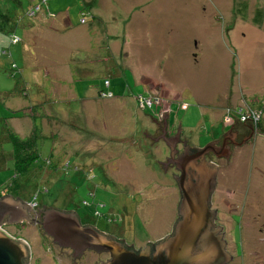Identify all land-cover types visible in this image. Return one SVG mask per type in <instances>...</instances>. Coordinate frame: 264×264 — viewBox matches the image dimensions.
<instances>
[{"label":"rangeland","instance_id":"obj_1","mask_svg":"<svg viewBox=\"0 0 264 264\" xmlns=\"http://www.w3.org/2000/svg\"><path fill=\"white\" fill-rule=\"evenodd\" d=\"M34 3L0 0V119L13 117L12 131L25 136L31 119L11 112L42 103L50 114L36 123L41 154L18 198L62 211L72 207L135 248L163 238L179 199L172 172L157 163L167 153L158 137L165 117L155 116V104L140 111L133 96L144 89L150 99L169 100L161 110L168 117L167 136L178 126L180 139L199 149L217 141L236 119V112H228L224 122L225 105H240L242 96L252 101L263 91L264 109V0H46L27 18ZM28 23V29L20 27ZM7 34L19 42L9 44ZM106 90L112 96L98 98ZM179 102L188 108L180 110ZM51 141L58 155L49 167L68 160L76 171L42 166ZM0 148L9 151L6 143ZM206 159L216 164L210 208L218 211L226 244L229 237L228 246L239 242L235 217L229 227L234 209L247 203L241 215L254 222L241 229L247 247L241 263L234 258L228 264H264V135L256 134L228 162ZM10 166L0 164V193L15 196L1 191L12 177ZM43 174L50 175L43 180ZM95 212L108 214V225L93 219ZM4 230L28 244V264H53V257L54 264H69L63 254L43 251L33 224ZM92 261L97 259L88 256L81 264Z\"/></svg>","mask_w":264,"mask_h":264},{"label":"water","instance_id":"obj_2","mask_svg":"<svg viewBox=\"0 0 264 264\" xmlns=\"http://www.w3.org/2000/svg\"><path fill=\"white\" fill-rule=\"evenodd\" d=\"M160 114L161 117L166 118V113ZM165 118H162L160 131L162 134L158 137H161L169 148V159L165 158L166 164L174 163L176 166L174 169L180 172L178 177L171 173L178 189L179 199L175 210L176 219L171 225L170 233L152 244L146 242L144 247L135 251L131 244L126 246L122 239L115 240L110 235H103L89 225L80 226L73 212L42 206L44 211L40 230L54 245L71 249L73 251L71 256L74 257L86 249L96 253L108 252L109 259L105 260V263L98 264H228L230 262L231 257L224 249L225 242L220 233L221 227L214 228L213 220L216 213L210 209L215 165L204 162L203 155L207 150H211L216 157L222 156L226 159L229 152L224 143L238 145L232 141L234 133H228V129L222 134L220 148L213 146L216 142L214 140L200 149L187 148L183 141V152L175 155L174 160L172 155L176 153L174 147L178 142V126L173 137L163 138L166 128ZM150 120L158 126L155 119L150 118ZM247 138H243L241 142ZM156 139H152L153 142ZM160 164L164 171L166 164ZM32 207V203H22L17 197L14 199L7 194L0 197V264H27L29 257L27 245L20 239L12 238L1 227L4 224L16 225L21 220L32 222L27 216Z\"/></svg>","mask_w":264,"mask_h":264},{"label":"trees","instance_id":"obj_3","mask_svg":"<svg viewBox=\"0 0 264 264\" xmlns=\"http://www.w3.org/2000/svg\"><path fill=\"white\" fill-rule=\"evenodd\" d=\"M35 1L34 5L40 6V4L45 3L46 0H33ZM32 6V7H33ZM261 13L260 11H257V20L259 21ZM90 17V16H89ZM88 17V18H89ZM90 20V18H89ZM254 21H256L254 19ZM21 28L23 29H28L31 27L29 23L22 24L20 25ZM130 73H132L129 70ZM133 74V73H132ZM134 75V74H133ZM135 77V76H134ZM109 83L107 81H104V87L108 88ZM144 90V89H143ZM140 92L137 95L135 94L133 96V99L135 100L136 103V98L138 96L144 97V100H148L150 102V105L148 107L143 106L140 108V111L144 110H149L152 104H155L159 108V111L155 113V116L158 115V117L161 115L160 113L163 106H166L167 104H172L169 100L163 99V98H156V99H150V96L148 95L149 93L147 91L145 92ZM21 94L25 95V92L22 91L21 89L19 90ZM109 93L110 97L112 96L110 91H100L97 96L98 98H101V94H106ZM181 95V92H180ZM179 95V96H180ZM262 94L259 95V93L254 96L253 98H249V101L247 102V99L242 96V101L240 102V108L237 107V105L233 104H228L227 108L226 106L224 107L223 111L226 110L227 114L228 112H236L237 116L236 119H233V123L230 125H240V118H244V122L242 126H245L247 130L250 131L251 129V140L250 143L253 141V139L256 137V134H261L264 135V109L261 107V102H262V97H260ZM148 96V97H146ZM180 99V97H179ZM27 100V98H26ZM174 103V102H173ZM179 104H183L184 107L180 110H186L188 108V105H185L183 102H179ZM138 105V104H137ZM178 108V107H177ZM179 109V108H178ZM222 111V110H221ZM19 112L21 118H28L31 119L32 121V128L29 132V135L25 136H19L17 133L12 131V128L9 124V121L13 117H3L0 120H2L3 124L1 126V129L3 130L2 134L0 133V145L1 144H8L9 145V151L2 150L0 148V164L5 163L6 161H10L11 166H10V171L12 172V177L9 179L7 183H5L1 191H5V189H10V192H13L15 196L8 194L6 191L5 194L0 193V197L3 195H8L12 198L15 199V197L18 198V195L24 190L26 186L32 181L31 180V174L35 169H32V166L35 165L38 162V156H40V150H39V140L41 139V133L39 129V133H37V125L36 123L38 122L40 125V122L42 120L48 121L50 118V114H47L45 112V107L44 105L41 104H35V105H29V106H24L22 109L11 112V115ZM174 113V111H173ZM226 113H224V122H228L229 118ZM157 117V118H158ZM225 117L228 118V121L225 120ZM248 119V120H247ZM230 126L228 127L230 129ZM250 128V129H249ZM180 131V130H179ZM53 136L50 137V139ZM53 141V139H52ZM47 147L48 150V156L44 158V163L42 166H45L47 171L50 170V172L54 171H62L66 172L67 170H72L76 171L77 168L74 167L73 164H71L68 160L62 161L61 164L58 166L53 165L52 167H49L52 165L51 161L55 159V157L58 155L54 148L53 144ZM190 145V144H189ZM193 147V146H191ZM71 164V165H70ZM50 174H43L41 175V179L45 180L46 178L49 177ZM39 178V177H38ZM39 178V179H40ZM25 182V185H23L21 182ZM36 188V187H35ZM34 188V189H35ZM3 194V195H2ZM19 199V198H18ZM46 207V206H44ZM51 207V206H50ZM110 216H113L111 214H114V212L109 213ZM108 216V214H105Z\"/></svg>","mask_w":264,"mask_h":264},{"label":"flooded vegetation","instance_id":"obj_4","mask_svg":"<svg viewBox=\"0 0 264 264\" xmlns=\"http://www.w3.org/2000/svg\"><path fill=\"white\" fill-rule=\"evenodd\" d=\"M167 125H166V128L164 129V133H163V138H168L169 136H167V134L169 133L168 131H167ZM226 132V131H225ZM224 132V133H225ZM223 133V134H224ZM228 133H234V137L232 138V141L235 143V144H238V145H234V144H232V143H224V145L227 147V152H229V154L227 155V158L225 159L224 157H222V156H220V158L219 157H216L215 156V154H213L212 153V151L211 150H207V152L203 155V158H205L206 159V157H211L212 159H220V161L218 162V164L220 163V162H228V159L230 158V156L232 155V153H234V152H237L239 149H241V147L243 146V145H246V144H249L250 143V140H251V133H250V131L249 130H247V128H245V126H242V125H236V124H234V125H232V126H230V129H229V131H228ZM249 135V136H248ZM247 136H248V138H247ZM222 137H223V135H221L220 136V138L216 141V142H214L213 143V146L214 147H218V148H220V146H221V142H222ZM243 138H247V139H244L242 142H241V140L243 139ZM162 139V138H161ZM183 141H185V140H181L180 139V134H179V140H178V142L176 143V145H175V150H176V153H174L173 155H172V159H174L175 160V158H176V156L175 155H179L180 153H182L183 152V148H182V142ZM241 142V143H240ZM179 145V150L177 149V146ZM167 146V145H166ZM184 146H187V148H193V149H199L198 147H191L192 145H189V143L188 142H184ZM237 150V151H236ZM208 151H209V154H208ZM240 152V151H239ZM166 158L167 159H169V148L167 147V153H166ZM197 160V159H196ZM207 160V159H206ZM208 161V160H207ZM166 161L165 160H162L160 163H163V164H166L165 163ZM208 162H210V163H212L213 165H215L216 166V164L214 163V162H212V161H208ZM159 163V164H160ZM217 164V165H218ZM160 167H161V171H163V168H162V164H160ZM176 166H174V163H172V165H171V163H167L166 164V166H165V168H164V173H169L170 174V172H172V174L173 175H176V177H178V175L180 174V172H179V170H176V169H174ZM168 169H171V170H173V171H169L168 172ZM166 173V174H167ZM170 179H171V181H172V177H170ZM173 185L177 188V186H176V183H175V181L173 180ZM161 188V187H160ZM214 189V188H213ZM178 190V189H177ZM212 192H213V190H212ZM178 195H179V193H178ZM212 196V193H211V195H210V202H211V197ZM22 203H27V202H24V201H21ZM177 202H178V200H177ZM177 202H176V204H175V210H176V205H177ZM28 204V203H27ZM85 206H87V204L85 203ZM248 206V204L246 203V204H243V205H241V206H239L237 209L238 210H235L234 209V213L232 214V215H229L228 216V219H229V227L231 228V230H232V228H233V225H232V223H233V218L235 217L236 218V228L238 229L237 230V237L239 238V242H238V244L237 245H233L232 243H231V245H229L228 246V243H230L231 242V239H230V237L228 238L229 239V241H227V244H226V242H225V240H224V234H225V232H224V230H223V226H220V225H218L217 223H216V221H217V214H218V211H216V210H214V209H212V210H214L215 211V218H214V220H213V223H214V228H216V227H221L220 228V233L222 234V238H223V240H224V242H225V247H224V249H225V252L226 253H228L229 255H230V257H231V260H230V262L231 261H233V259L234 258H237V259H240L239 260V263H241V259H242V254H243V251L244 250H242L243 248L244 249H246L247 247L245 246V247H243L242 245H241V242H240V234H241V229L243 230L246 226H247V228L248 227H251V226H253L254 225V222H253V225H252V221L251 222H246V220H245V217H242V215H241V213L243 212V211H245V210H247L246 209V207ZM42 206L41 205H39V206H37V205H35L33 208H30V210L28 211V213H27V216L29 217V219H31L32 220V222H28V221H24V220H21L20 221V223H18V224H16V225H10L11 227H14V228H17V229H19V230H22L24 227H25V225H27V224H33L36 228H37V230L41 233V236L39 235V246L43 249V251L45 252V251H49L51 254H52V256H55V255H57V253H60V254H63L65 257H67L68 259H69V264H81V262H82V260L85 258V257H87L88 258V256L89 257H91V258H96L97 259V261L96 262H94V261H92V263L91 264H98L99 262H101V263H105V260H108L109 259V255H108V253H96V252H94V251H92V250H88V249H86V250H84L80 255H78V256H71V253L73 252L71 249H68V248H60V247H58V246H56V245H54L52 242H51V240L48 238V237H46L42 232H41V230H40V221H41V216H42V212L44 211V209L43 208H41ZM44 207V206H43ZM50 206H46V207H44V208H49ZM50 208H53V209H55L54 207H50ZM211 209V208H210ZM57 210V209H56ZM62 211V210H61ZM237 211V212H236ZM64 212H73L74 214H75V216L77 217V220H78V222H79V225L80 226H83V225H89V226H91V227H93L95 230H97L98 232H101V233H103V235H110V236H112L115 240H121V239H119V238H117L116 236H114L113 234H111V233H108V231L106 230V229H100V228H95L94 227V224H93V222H92V220L91 219H89V218H87V217H85V216H82V215H80V214H78L77 213V211L74 209V208H72V207H70L69 209H64ZM110 213H112V211L110 212ZM92 218L93 219H98V218H100V219H102V221H103V223L105 224V225H108V216L107 215H105V214H101V213H99V212H95V213H93L92 214ZM174 218V220L176 219V215H175V217H173ZM119 220L121 219V218H118ZM174 222V221H173ZM110 223V222H109ZM10 226H8V225H3L1 228L4 230L5 228H7V227H10ZM5 231V230H4ZM170 233V232H169ZM168 233V234H169ZM167 234V235H168ZM12 238H14V239H20V240H22L21 238H18L16 235H10ZM160 239V238H159ZM159 239H157V240H159ZM157 240H154V241H146V242H150L151 244L153 243V242H155V241H157ZM26 245H27V248H28V252H29V257H28V261H29V259L31 258V254H30V249H29V246H28V244L24 241V240H22ZM146 242L143 244V246L142 247H144L145 246V244H146ZM126 246H129V245H127V244H125ZM142 247H134V246H132V248L135 250V251H137V249L139 248H142ZM54 248H56V249H54ZM227 249H230V252H228L227 251ZM231 253V254H230ZM255 254V253H254ZM255 256V255H254ZM66 260V259H65ZM28 261H27V264H28ZM63 261V260H62ZM68 261V260H67ZM56 262V259L53 257V264ZM229 262V263H230ZM36 264H38V262L36 263Z\"/></svg>","mask_w":264,"mask_h":264},{"label":"built area","instance_id":"obj_5","mask_svg":"<svg viewBox=\"0 0 264 264\" xmlns=\"http://www.w3.org/2000/svg\"><path fill=\"white\" fill-rule=\"evenodd\" d=\"M41 1H42V0H41ZM39 10H40V6L34 5L33 7L29 8V9L25 12V16H26L27 18H32L37 12H39ZM83 23H85V18L82 20V22H80V24H83ZM9 39H10V41H11L10 43H13V44L17 41L16 38L11 37V36L9 37ZM100 97H101V98H110V94H109V93L101 94ZM143 98H144V97H141V96H138V97L136 98V101L138 102L137 104H138V106H139L140 108H142L143 106L148 107V106L150 105V102H149L148 100H144ZM226 114H227V112H226ZM225 120L228 121V118L225 117ZM243 120H244V118H240V122H244Z\"/></svg>","mask_w":264,"mask_h":264},{"label":"crops","instance_id":"obj_6","mask_svg":"<svg viewBox=\"0 0 264 264\" xmlns=\"http://www.w3.org/2000/svg\"><path fill=\"white\" fill-rule=\"evenodd\" d=\"M84 17H85V16H84ZM47 19H49V18H47ZM86 19H87V17H86ZM84 24H85V23H84ZM81 25H83V24H81ZM7 36H8V37L11 36V37H14V38L17 39V41H16L14 44H17V43L19 42V38H18L17 36L12 35V34H11V35H8V34H7ZM8 42H9V44H12V45H13V43H10V42H11L10 39H8ZM263 82H264V81H263ZM143 92H145V90H143ZM259 92H261V93H259V95L263 93V91H259ZM178 95H180V93H179ZM225 106H226V108H227V105H225ZM238 106H239V107H238ZM23 107H24V106H21V108H19V109H22ZM237 107L240 108V105H238V103H237ZM223 109H224V108H223ZM166 119H168V117H167ZM179 133H180V132H179ZM178 136H179V134H178ZM186 142H188V141H186ZM190 145H191V144H190ZM193 147H198V146L194 145Z\"/></svg>","mask_w":264,"mask_h":264},{"label":"clouds","instance_id":"obj_7","mask_svg":"<svg viewBox=\"0 0 264 264\" xmlns=\"http://www.w3.org/2000/svg\"><path fill=\"white\" fill-rule=\"evenodd\" d=\"M39 11H41V10H39ZM37 13H38V12H37ZM37 13H36V14H37ZM36 14H35V15H36ZM85 21H86V19H85ZM158 98H161V97L158 96ZM101 99H104V98H101ZM161 129H162V128H161ZM29 203H32V204H33V202H29ZM34 206H35V204H33V207H34ZM33 207H32V208H33ZM5 232H6V231H5ZM6 233H7V232H6ZM7 234H8V233H7Z\"/></svg>","mask_w":264,"mask_h":264},{"label":"bare ground","instance_id":"obj_8","mask_svg":"<svg viewBox=\"0 0 264 264\" xmlns=\"http://www.w3.org/2000/svg\"><path fill=\"white\" fill-rule=\"evenodd\" d=\"M100 253H108V252H100Z\"/></svg>","mask_w":264,"mask_h":264}]
</instances>
